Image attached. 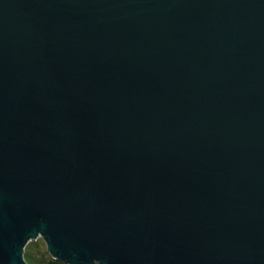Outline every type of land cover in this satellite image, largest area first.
Returning <instances> with one entry per match:
<instances>
[{
    "label": "water",
    "instance_id": "water-1",
    "mask_svg": "<svg viewBox=\"0 0 264 264\" xmlns=\"http://www.w3.org/2000/svg\"><path fill=\"white\" fill-rule=\"evenodd\" d=\"M264 264V0H0V264Z\"/></svg>",
    "mask_w": 264,
    "mask_h": 264
},
{
    "label": "trees",
    "instance_id": "trees-1",
    "mask_svg": "<svg viewBox=\"0 0 264 264\" xmlns=\"http://www.w3.org/2000/svg\"><path fill=\"white\" fill-rule=\"evenodd\" d=\"M24 259L27 264H64L50 255L45 244L39 242V239L25 247Z\"/></svg>",
    "mask_w": 264,
    "mask_h": 264
},
{
    "label": "rangeland",
    "instance_id": "rangeland-1",
    "mask_svg": "<svg viewBox=\"0 0 264 264\" xmlns=\"http://www.w3.org/2000/svg\"><path fill=\"white\" fill-rule=\"evenodd\" d=\"M38 239H39V242H43V243L45 244L46 248H47V244H46V242L44 241V239H43L42 237H38ZM38 239H37V240H38ZM37 240H35V241H37ZM35 241H32V242H35Z\"/></svg>",
    "mask_w": 264,
    "mask_h": 264
}]
</instances>
